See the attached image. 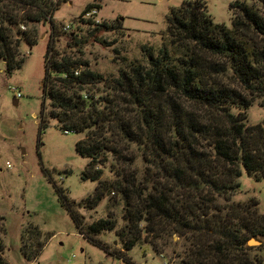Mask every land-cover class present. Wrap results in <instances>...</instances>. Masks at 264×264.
Instances as JSON below:
<instances>
[{
	"label": "trees",
	"instance_id": "trees-1",
	"mask_svg": "<svg viewBox=\"0 0 264 264\" xmlns=\"http://www.w3.org/2000/svg\"><path fill=\"white\" fill-rule=\"evenodd\" d=\"M258 2L261 10L234 1L228 29L213 22L204 0H184L168 15L167 31L186 59L162 48L156 58L149 54L148 67L120 71L108 83L88 69L79 72L86 62L58 60L53 15L61 2L0 0V62L7 71L24 62L19 42L34 46L35 26H51L39 127L44 130L52 120L64 134L83 136L76 143L77 153L88 160L81 178L98 185L79 208L92 211L107 198L110 207L122 205V227L110 217L85 226L75 205L56 188L78 234L109 257L133 264L126 254L139 243L150 241L161 254L160 242L164 246L166 239L178 237L187 249L175 264H264V214L258 202L227 204L240 191L243 172L256 181L264 178V128L245 122L252 99L208 83L210 71L226 67L204 66L201 60L203 55L221 58L246 90L259 91L264 77V0ZM98 9L87 5L78 21L91 25L92 34L117 29L113 23L84 19ZM74 40L75 46L82 44L76 35ZM184 44L189 45L186 52ZM186 103L204 109L205 115L198 117ZM109 157L115 159L114 178L102 182V165ZM116 161L135 167L126 173ZM220 198L226 205L218 203ZM113 231L121 250L96 240ZM31 232L38 237L36 228ZM250 239L260 245L248 246ZM2 253L0 245V264H6Z\"/></svg>",
	"mask_w": 264,
	"mask_h": 264
},
{
	"label": "rangeland",
	"instance_id": "rangeland-1",
	"mask_svg": "<svg viewBox=\"0 0 264 264\" xmlns=\"http://www.w3.org/2000/svg\"><path fill=\"white\" fill-rule=\"evenodd\" d=\"M234 1L204 0L213 22L228 29L233 14L229 7ZM239 1L261 10L258 0ZM182 2L184 0H57L60 4L54 12L53 24L57 27L55 49L58 60L65 57L86 62L87 67H79V72L88 69L110 83L120 71L129 73L131 67L138 65L148 67L149 54L156 58L162 48L174 57L180 55L186 59L182 51L173 46L167 31L168 15ZM91 4L99 6L92 21L113 23L117 29L92 34L91 25L78 21L86 6ZM65 25L70 27L67 32L63 31ZM35 28L37 43L34 46L19 42V58H25L19 68L9 72L4 62H0L1 257L6 264H125L84 240L69 213L61 206L58 188L75 205V211L82 216L85 226L109 217L117 220L118 228L125 224L122 205L110 207L109 198L92 211L78 207L98 185L81 178L88 160L77 153L76 143L83 136L64 134L52 120L40 130L44 57L51 39V26L41 23ZM19 29L26 30L23 26ZM75 35L77 41H82L80 46H75V40L72 41ZM188 47L183 45L185 52ZM201 60L204 66L216 63L226 67L223 72L210 71L206 78L208 83L237 90L248 100L252 99L251 106L244 111L245 122L249 126L260 124L264 128V77L259 91L251 94L221 58L203 55ZM182 102L179 100L180 104ZM184 106L198 117L205 115L200 107L187 103ZM133 150L136 152L134 147ZM128 153L132 155L130 150ZM114 161L109 157L102 165V182L114 178L111 170ZM117 163L126 173H131L135 167L123 161ZM239 183L240 191L227 204L255 199L259 211L264 214V178L256 181L243 172ZM217 201L226 205L221 198ZM34 228L39 232L38 237L31 232ZM96 240L111 250L123 248L115 231L102 233ZM161 243L163 241L159 246L161 254L154 252L149 241L139 243L126 254L127 258L133 264H175L187 249L184 240L178 237L166 239L164 246Z\"/></svg>",
	"mask_w": 264,
	"mask_h": 264
},
{
	"label": "built area",
	"instance_id": "built-area-1",
	"mask_svg": "<svg viewBox=\"0 0 264 264\" xmlns=\"http://www.w3.org/2000/svg\"><path fill=\"white\" fill-rule=\"evenodd\" d=\"M97 13V10H93V11H90V12H88L86 15H85V19H91L93 16H95V14ZM69 29H70V27L69 26H67V25H65L64 27H63V31H65V32H67V31H69ZM74 258V257H73Z\"/></svg>",
	"mask_w": 264,
	"mask_h": 264
},
{
	"label": "water",
	"instance_id": "water-1",
	"mask_svg": "<svg viewBox=\"0 0 264 264\" xmlns=\"http://www.w3.org/2000/svg\"><path fill=\"white\" fill-rule=\"evenodd\" d=\"M248 246H258L260 243L256 241L255 239H250L247 243Z\"/></svg>",
	"mask_w": 264,
	"mask_h": 264
}]
</instances>
